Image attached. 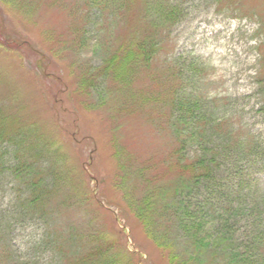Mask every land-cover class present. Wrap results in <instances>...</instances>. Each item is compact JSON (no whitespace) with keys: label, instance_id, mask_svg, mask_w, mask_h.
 Returning a JSON list of instances; mask_svg holds the SVG:
<instances>
[{"label":"rangeland","instance_id":"rangeland-1","mask_svg":"<svg viewBox=\"0 0 264 264\" xmlns=\"http://www.w3.org/2000/svg\"><path fill=\"white\" fill-rule=\"evenodd\" d=\"M140 1L114 0L102 11L88 0H0V135L12 139L1 146V264H59L89 251L91 243L107 250L114 264H168L170 254L172 262L187 258L192 247L184 241L191 244L195 231L182 229L164 210L174 199L162 198L177 175L171 157L180 147L169 129L174 90L179 98H196L208 117L224 119L240 142L252 144L248 151L231 144L217 157L216 189L200 184L196 198L208 203L200 235L227 230L225 244L237 251L264 250L258 23L218 12L212 0H172L176 23L150 67L139 68L124 87L96 76V69L110 49L133 47L131 37L148 30L143 13L151 6ZM258 4L264 12V0ZM248 13H255L254 1ZM163 69L174 81L163 84ZM193 149L187 145L176 156ZM15 156L32 170L14 176ZM38 171L40 186L57 193L46 206L32 202L27 186ZM219 186L231 187L229 200L245 206L241 217L223 215ZM145 195L156 202L153 227L135 217V203Z\"/></svg>","mask_w":264,"mask_h":264},{"label":"trees","instance_id":"trees-1","mask_svg":"<svg viewBox=\"0 0 264 264\" xmlns=\"http://www.w3.org/2000/svg\"><path fill=\"white\" fill-rule=\"evenodd\" d=\"M112 1L114 0H88L91 7L102 11L108 10L107 7H114L113 4L110 3ZM253 1L256 14L248 13L253 6ZM258 1L259 0H212L218 12H222V10L225 9L236 16L239 15V17L249 15L256 19L258 23L256 33L261 37V41L257 44L258 48L256 47V51L262 54V50H264V26L262 21L264 12L259 7ZM140 2L144 3V5L151 6L150 9L147 8L146 13H143V20L147 23L146 26L148 30L146 32L143 31L138 39L131 37V41L135 42L129 44H134L133 47L126 45L116 50L110 49L103 58L101 66L96 69V71L98 70L96 76L101 78L105 77V79H110L111 82L118 83L124 87H129L133 76L137 73L139 68L144 70L150 67L152 60L159 52L162 39L168 37L169 31L173 28V25L179 17L178 7L172 4V0H152V2L141 0ZM244 4L246 5L244 6ZM117 11L120 10H115L114 12ZM108 15H111V18L116 17V14L109 13ZM106 25L108 26L109 22H107ZM0 26H2L1 22ZM0 33H2L1 29ZM133 34L137 35L138 33L135 32ZM8 46L14 45L11 44ZM258 65L264 67V55L259 59ZM166 71L167 76L164 74ZM169 71V69H163L158 73V78L166 81L163 83L164 85L169 82V80L174 81L171 72L168 74ZM257 74L258 82L264 84V73L258 72ZM81 85L84 87L87 84ZM170 95L169 92L168 97H170ZM105 96L106 94H104V97ZM169 105L171 110L170 116L172 117L169 129L172 133L175 145H178L180 148L176 150L177 152L175 151L176 153L174 152V155L171 157L173 160L172 167L175 166L177 175L172 179L174 181L171 190L167 188L162 196L163 198L169 195V198L174 200L173 202L168 201L164 210L166 212V209L169 208L173 214L174 220L180 221L179 224H181V228L186 231H195V234L193 235V239L191 238V244L190 241H184L188 249L192 247L191 252L187 254V258L185 259V257H183L181 260L172 262L171 258H173V256L170 254V257L167 258L168 264H264V250L258 254H256V252H254L253 255L246 254V252L244 254L237 251L238 248L233 247L230 243L225 244L226 238L224 236L227 234V230L217 236L211 235L209 233L211 230H208L206 232L207 234L203 233L200 235V233L204 231L203 224L207 222L204 219L207 218V214L205 213L208 203L206 199L198 201L196 198V191L200 187V184L212 189L218 187L215 178L217 170L213 167L216 165L217 157L221 160L222 152L229 148L231 144L239 148L240 151H248L252 146L251 140L245 139L240 142L236 131L233 130L229 123L225 122L224 119L215 120L210 116L208 117L202 105L192 96L188 98H179L176 90H174V92H172V100L170 101L169 99ZM1 120L2 118H0V122ZM8 139L10 141L12 140L10 138H3L0 135V160L4 157L1 146L10 144L8 143ZM187 145L194 148L191 154L186 157L180 155L178 158L176 154H180ZM219 145H224V148L220 149ZM248 153L243 155L247 156ZM15 159L14 164L11 166V168H13L11 173L14 176L20 177L22 176V171L32 170V164L20 163L19 156H15ZM1 164L0 162V166ZM35 169L39 168L36 167ZM171 169L168 168V170ZM38 172L30 178L31 183L27 184V186L31 188L30 197H33L32 202L41 203L42 206H46L57 193L55 191H47L40 186L42 183L41 180L38 179L37 174L39 177L43 174ZM228 189H231V187L224 189L222 186H219V190H222L221 196L224 201L226 198V204L223 205V215L231 212V215H235L239 218L244 213L245 206L241 204L239 201L240 199L236 201L229 200L233 192H229ZM146 196L147 195H145L143 200L139 203H135V209L137 211L135 217L139 220L142 219L148 222L149 225L153 227L155 225L153 215L156 202L147 199ZM155 198L158 200L157 195ZM233 202L235 203L232 211H230V204ZM196 215L201 217L200 220H196ZM217 218L219 219V217ZM226 221L227 220L223 221L224 226L228 223V221ZM196 234L198 236L200 235V238L197 240L194 238ZM261 243L263 242L261 241ZM106 254L107 250L103 251L101 246L93 247L91 243L89 251L85 253L80 252V255L76 253V258L63 260L59 264H114ZM5 257L8 260L9 257ZM4 260L5 259L2 258V262ZM6 264L8 263L6 262Z\"/></svg>","mask_w":264,"mask_h":264}]
</instances>
